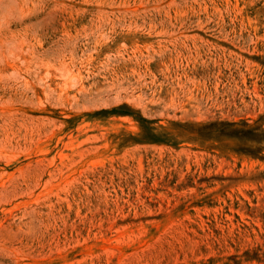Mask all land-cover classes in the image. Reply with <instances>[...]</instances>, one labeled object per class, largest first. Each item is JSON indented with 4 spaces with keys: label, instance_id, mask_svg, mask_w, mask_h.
<instances>
[{
    "label": "rangeland",
    "instance_id": "374dc122",
    "mask_svg": "<svg viewBox=\"0 0 264 264\" xmlns=\"http://www.w3.org/2000/svg\"><path fill=\"white\" fill-rule=\"evenodd\" d=\"M264 0H0V264H264Z\"/></svg>",
    "mask_w": 264,
    "mask_h": 264
},
{
    "label": "trees",
    "instance_id": "16d2710c",
    "mask_svg": "<svg viewBox=\"0 0 264 264\" xmlns=\"http://www.w3.org/2000/svg\"><path fill=\"white\" fill-rule=\"evenodd\" d=\"M255 259V260H258L259 262L263 261L264 258H262V256L260 255V252L258 251H255L252 255V260Z\"/></svg>",
    "mask_w": 264,
    "mask_h": 264
}]
</instances>
